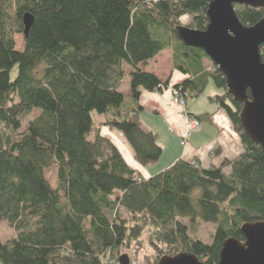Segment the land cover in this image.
<instances>
[{
    "label": "trees",
    "instance_id": "trees-1",
    "mask_svg": "<svg viewBox=\"0 0 264 264\" xmlns=\"http://www.w3.org/2000/svg\"><path fill=\"white\" fill-rule=\"evenodd\" d=\"M207 7V0H0V224L16 234L0 243V264H119L131 253L142 254V264L179 253L218 264L224 241L243 242V225L264 223V149L243 134L242 105L224 75L214 64L206 71V55L177 37L181 26L205 31ZM234 7L243 26L264 19V9ZM26 14L33 23L24 37ZM163 50L189 75L174 91L197 98L210 81L221 91L210 100L239 135V157L207 167L178 159L142 178L104 137L103 127L121 133L140 167L159 161L139 97L168 87L144 71ZM127 77L128 98L119 88ZM33 111L39 115L28 120ZM221 153L215 147L212 158ZM50 168L56 188L45 177ZM201 224L214 226L209 243L198 236Z\"/></svg>",
    "mask_w": 264,
    "mask_h": 264
},
{
    "label": "water",
    "instance_id": "water-1",
    "mask_svg": "<svg viewBox=\"0 0 264 264\" xmlns=\"http://www.w3.org/2000/svg\"><path fill=\"white\" fill-rule=\"evenodd\" d=\"M208 25L205 31L181 26L178 40L186 47L203 52L224 75L226 91L235 104H241L240 122L243 134L264 149V19L255 26H243L234 6L264 9V0H207ZM33 18L23 16L26 37ZM249 93V96L247 94ZM250 97V98H249ZM243 242L234 238L222 243L218 264H264V223L253 222L241 228ZM119 264H130L124 254ZM157 264H204L191 253L162 257Z\"/></svg>",
    "mask_w": 264,
    "mask_h": 264
},
{
    "label": "crops",
    "instance_id": "crops-1",
    "mask_svg": "<svg viewBox=\"0 0 264 264\" xmlns=\"http://www.w3.org/2000/svg\"><path fill=\"white\" fill-rule=\"evenodd\" d=\"M204 60L205 59L202 61L203 63ZM146 65L147 66L144 68L145 72L152 73L162 82L169 81L168 87L162 92L149 93L141 89L139 97L140 104L144 109L140 115V119L143 121L144 125L154 133L158 130L163 132L161 139H159V133L157 132L156 134L158 136L159 145L163 151L160 160L163 159V155L166 159H164V165H160L159 160L158 163L153 164V166H138V164L134 162L133 153L127 143L118 132L114 131L113 137L116 140V144H114L120 153H125H122V155L130 167L136 169L141 177L143 176L146 178L163 171L167 167L173 165L174 161L178 159L183 161L197 160L200 161L203 167H207L211 163L218 166L224 159L229 160L239 157L243 152V148L240 144V137L234 132V127L224 110L210 100L215 94H220V90L216 88L218 91L215 93L209 92L206 96L203 94L201 96V101H199L200 99L197 100L198 97H195L193 100L186 102L185 107L188 117L194 118L209 114L211 119L210 121H202L201 130L195 133L196 135L192 140L187 141L185 147H182L181 136L184 130V118L181 116V109L174 105L171 100L174 85L181 83L183 80L187 79L189 75L173 69L172 53L170 50L159 52V55L149 60ZM128 81L129 78H125L119 87L121 93L126 98L130 96ZM197 102L200 103L195 105ZM152 126H155V130ZM198 137H202L203 140L199 141ZM217 146L221 149L222 153L218 158H212V151Z\"/></svg>",
    "mask_w": 264,
    "mask_h": 264
},
{
    "label": "rangeland",
    "instance_id": "rangeland-1",
    "mask_svg": "<svg viewBox=\"0 0 264 264\" xmlns=\"http://www.w3.org/2000/svg\"><path fill=\"white\" fill-rule=\"evenodd\" d=\"M190 18H191V16H189V15H182L180 18H179V20L181 21V23L182 24H184V25H187V24H189L190 23ZM15 40H16V50L18 49V50H21V48H22V43H23V38L21 37V35H17L16 37H15ZM204 68H205V70L206 71H208V72H213V64H212V62H209L208 60H204ZM130 70V67L129 66H126L125 65V74H126V76H127V73H128V71ZM15 72V71H14ZM12 76H14V73H12ZM218 90L216 89V86L214 85V84H212V82L210 81L209 82V86L206 88V90L204 91V95L206 96V95H208V93L209 92H212V93H215V92H217ZM202 94V95H203ZM201 95V96H202ZM201 96L200 97H198L197 98V100H199V101H201ZM196 100V99H195ZM194 100V101H195ZM200 102H197V103H195V105H198ZM206 103V102H205ZM188 104V103H187ZM207 105V104H206ZM186 110V109H185ZM39 114H38V112L37 111H33L32 113H31V116L28 118V120H30L32 117H36V116H38ZM97 114H93L92 115V119H93V121L94 122H96V121H98L99 119H97V116H96ZM146 116H148L147 114H145ZM181 116H182V110H181ZM148 117H150V116H148ZM27 120V121H28ZM143 120H144V118H143ZM147 122V121H146ZM97 123V122H96ZM152 123V122H151ZM150 123V124H151ZM204 124H205V122H204ZM152 125V124H151ZM153 127V129L155 130V126H152ZM200 127H201V123H200ZM26 128V126H24L21 130H24ZM102 128V127H101ZM234 129V128H233ZM158 130V129H157ZM156 130V131H157ZM101 132L103 133V135H105L104 137L105 138H107V139H110L111 141H113V143H115L116 144V140L114 139V137H113V132L114 131H112V130H109V129H105L104 127L101 129ZM116 132V131H115ZM158 133H159V139H161V137H162V134H163V132H161V130H158L157 131ZM156 132V133H157ZM234 132L236 133V131L234 130ZM198 133V132H197ZM118 134V133H117ZM120 135H121V133H119ZM237 134V133H236ZM195 135L196 134H193V135H191L189 138H188V140L187 141H190V140H192L194 137H195ZM238 135V134H237ZM122 136V135H121ZM239 136V135H238ZM198 139H199V141H202L203 139H202V137H198ZM123 154H125L124 152H122ZM163 159H159L160 161V165H164V159H166L165 158V156L163 155V157H162ZM176 161V160H175ZM174 161V162H175ZM157 163H158V161H157ZM172 166V165H171ZM170 167V166H169ZM169 167H167V168H169ZM45 177L49 180V183H50V185H51V187L52 188H56V186H57V178H55V168H50V169H48L46 172H45ZM142 178H143V176H142ZM145 178V177H144ZM146 178H149V177H146ZM197 194H199L198 192L195 194V195H197ZM201 227H199V233H198V236H199V238H201L204 242H206V243H209V234H210V232H211V230H213L214 229V226L213 225H207V224H201L200 225ZM15 236H16V234H15V232H14V230L13 229H11L9 226H8V224H6L5 222H3L2 224H0V243H3L4 244V242H7V241H10V240H12L13 238H15ZM148 252H151V250L148 248ZM142 258H143V255L142 254H139V255H136V254H133V253H131L130 254V264H142L141 262H142Z\"/></svg>",
    "mask_w": 264,
    "mask_h": 264
},
{
    "label": "built area",
    "instance_id": "built-area-1",
    "mask_svg": "<svg viewBox=\"0 0 264 264\" xmlns=\"http://www.w3.org/2000/svg\"><path fill=\"white\" fill-rule=\"evenodd\" d=\"M195 96H193L189 91H174L172 95L171 102L179 107L182 110V117L184 118V125H183V133L181 136V146L185 147L188 138L199 132L201 130L200 128V121L197 118L188 117L186 114V107L185 104L189 100H193Z\"/></svg>",
    "mask_w": 264,
    "mask_h": 264
},
{
    "label": "flooded vegetation",
    "instance_id": "flooded-vegetation-1",
    "mask_svg": "<svg viewBox=\"0 0 264 264\" xmlns=\"http://www.w3.org/2000/svg\"><path fill=\"white\" fill-rule=\"evenodd\" d=\"M262 48H264V47H262ZM233 99V98H232Z\"/></svg>",
    "mask_w": 264,
    "mask_h": 264
}]
</instances>
